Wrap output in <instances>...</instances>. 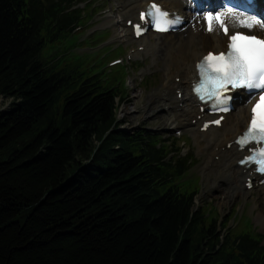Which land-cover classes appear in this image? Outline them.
Wrapping results in <instances>:
<instances>
[{"label":"trees","instance_id":"trees-1","mask_svg":"<svg viewBox=\"0 0 264 264\" xmlns=\"http://www.w3.org/2000/svg\"><path fill=\"white\" fill-rule=\"evenodd\" d=\"M81 2L0 0V155L35 132L0 161V264H264V235L219 229L178 185L187 158L118 130L116 84L43 59Z\"/></svg>","mask_w":264,"mask_h":264},{"label":"rangeland","instance_id":"rangeland-1","mask_svg":"<svg viewBox=\"0 0 264 264\" xmlns=\"http://www.w3.org/2000/svg\"><path fill=\"white\" fill-rule=\"evenodd\" d=\"M154 1L160 2V0ZM116 7L115 0H90L82 8V26L67 41L46 47L43 51V59L49 60L53 56H58L60 59H64L63 65L79 63L81 64L80 70L84 74L99 73L97 77L101 79L99 86L108 81V85L116 84L117 90L122 92V99L118 101L115 111L116 124L119 125L118 130L142 136L144 134L154 135L164 140V144H168L167 140L169 143L172 142L173 149L180 148V155H187L191 160L188 165L189 169L179 185L183 186L185 190L189 189L191 185L190 190L197 192L196 207L201 211H208L213 217L218 218L219 229H222L223 224H226V228H229L231 232L239 233L249 230L248 224L250 223L256 233L264 235V220L257 219L258 213H264V190L255 188L248 194L233 195L225 200L220 199L218 197L220 190L213 188V184L221 188H225L226 185L211 177V174L207 176V170H202L208 148L207 139L196 138L195 128L184 126V121L177 116L176 123L160 126L151 118V113L142 108L147 98L158 90L162 77L168 74V56L154 58L149 54L139 52L138 48L142 40H128L122 29L124 21L130 18L125 14L129 8L113 12L112 10ZM193 20L194 17L177 33L167 37L152 34L146 36L151 42L167 39L176 42L178 38L176 34L185 35L193 24ZM247 32L251 33V31ZM95 37V41L91 43ZM207 50L214 49L206 46L201 52L204 53ZM115 60H121V63L111 66L110 63ZM92 82L94 80L88 78V84H92ZM136 96L139 98V100L137 99L138 107L129 104V99ZM10 102L11 99L1 98L0 110L10 109ZM240 107V105L237 106L231 113L232 121L239 116ZM160 110L162 109L158 107L155 112L168 113L169 115V112ZM125 115L126 117L122 119ZM223 131V127L218 128L216 134ZM33 133L35 132H29L17 143L11 144L9 149H5L0 155V161L6 160L10 151L20 148L23 143L28 142ZM214 160L216 159L214 158Z\"/></svg>","mask_w":264,"mask_h":264},{"label":"bare ground","instance_id":"bare-ground-1","mask_svg":"<svg viewBox=\"0 0 264 264\" xmlns=\"http://www.w3.org/2000/svg\"><path fill=\"white\" fill-rule=\"evenodd\" d=\"M115 1L117 2V7L112 10L113 12L129 8L125 14L130 18L124 21L122 29L125 36L131 41L135 38L131 27H126V21L137 22L139 12L144 10L148 2L153 0ZM228 1L232 2L230 6L226 5V0H160L159 4L169 11L183 13V9L187 8L188 20L192 18L190 17L192 15L189 10L191 9L190 4L195 2V6L192 9L196 11L193 16V24L185 35L176 34L178 37L176 42H173L172 39L151 42L145 35L139 38L142 40L139 44L141 53L149 54L154 58H165L168 56L169 62L168 74L162 77L158 90L147 98L142 108L149 111L151 118L160 126L176 123V118L180 117V120L184 121V126L196 128L194 132L196 138L203 137L207 139L208 148L202 170H207V176L211 174V177L226 185L225 188H221L213 184V188L220 190L218 197L222 200L228 199L233 195L248 194L254 188L261 191L264 190V184H259V181L264 179V177L253 174L251 167L247 169L237 165V160L245 155L247 151L239 150L234 143L236 137L246 127V123L250 118L249 107L252 101L255 100V96L241 101L239 104L241 106L239 116L234 121L230 119L232 112L225 116L220 126L224 128V131L217 135V127L209 126L205 131L202 130L204 121H210L213 118L201 111V106L197 104L196 98L191 93V83L196 79L195 64L203 54L201 51L206 46L212 47L217 52L223 51L226 49L228 42V36L221 35L217 27H213L211 33L205 32L203 16L199 13V9L202 6L212 4L213 7L222 12L223 21L228 26L229 35L233 32L245 33L251 31L252 34L264 38V20L263 23H258L254 16L250 15L244 8L237 6V4L242 3L240 0H238L240 3H237L236 0ZM246 16L248 18H245ZM152 35L167 37L170 34ZM173 51L175 52L172 53ZM179 94L180 97H178ZM137 99L139 100L137 96L130 98L129 104L138 107L139 101ZM158 107L162 109L160 111L169 112L170 116L168 113L160 114L155 112ZM171 113L173 114L171 115ZM125 117L126 115L122 119ZM247 183L252 185L250 191L246 188ZM257 219L263 221L264 213H258Z\"/></svg>","mask_w":264,"mask_h":264}]
</instances>
